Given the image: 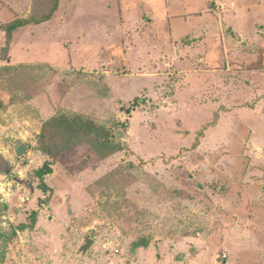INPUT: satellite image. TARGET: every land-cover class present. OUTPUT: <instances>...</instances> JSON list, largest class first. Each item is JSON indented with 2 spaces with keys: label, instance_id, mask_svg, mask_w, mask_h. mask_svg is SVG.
Listing matches in <instances>:
<instances>
[{
  "label": "rangeland",
  "instance_id": "obj_1",
  "mask_svg": "<svg viewBox=\"0 0 264 264\" xmlns=\"http://www.w3.org/2000/svg\"><path fill=\"white\" fill-rule=\"evenodd\" d=\"M54 2L0 0V50ZM60 115L124 149L51 132L45 193ZM0 175V264H264V0H61L0 61Z\"/></svg>",
  "mask_w": 264,
  "mask_h": 264
},
{
  "label": "trees",
  "instance_id": "obj_2",
  "mask_svg": "<svg viewBox=\"0 0 264 264\" xmlns=\"http://www.w3.org/2000/svg\"><path fill=\"white\" fill-rule=\"evenodd\" d=\"M60 2L61 0H55L51 11L44 15L41 19L17 18L6 26L2 27V30L6 36V45L2 50H0V61H6L8 59L14 39V34L19 29L28 27L30 25H41L51 21L59 10ZM51 132H62L65 135L82 138L92 147V149H95L96 151L97 148H100L105 152L103 154L96 152L100 160L107 159L117 152H122L124 149L121 144L117 145L116 143L111 142V135L106 127L99 126L91 119L85 118L84 116L68 117L65 115H60L53 117L52 119L45 122L42 133L38 137V139L41 140L39 150L52 160L45 162L43 167L38 169L36 172V176L41 179L40 189L45 193L49 192V189L44 183V178L54 173L53 165L58 161L60 153L56 152L51 146L46 144Z\"/></svg>",
  "mask_w": 264,
  "mask_h": 264
},
{
  "label": "built area",
  "instance_id": "obj_3",
  "mask_svg": "<svg viewBox=\"0 0 264 264\" xmlns=\"http://www.w3.org/2000/svg\"><path fill=\"white\" fill-rule=\"evenodd\" d=\"M15 181L10 179L8 175H0V209L10 207L15 198ZM20 202H25V199L20 196Z\"/></svg>",
  "mask_w": 264,
  "mask_h": 264
},
{
  "label": "water",
  "instance_id": "obj_4",
  "mask_svg": "<svg viewBox=\"0 0 264 264\" xmlns=\"http://www.w3.org/2000/svg\"><path fill=\"white\" fill-rule=\"evenodd\" d=\"M28 147L25 144L19 145V147L16 150L18 157H23L28 152ZM9 172V171H8Z\"/></svg>",
  "mask_w": 264,
  "mask_h": 264
},
{
  "label": "crops",
  "instance_id": "obj_5",
  "mask_svg": "<svg viewBox=\"0 0 264 264\" xmlns=\"http://www.w3.org/2000/svg\"><path fill=\"white\" fill-rule=\"evenodd\" d=\"M47 23V22H46ZM44 24V23H43ZM31 26V25H30ZM250 158V157H249ZM42 168V167H41ZM258 172H262L263 170H261V169H258L257 170ZM12 203H13V201H12Z\"/></svg>",
  "mask_w": 264,
  "mask_h": 264
}]
</instances>
